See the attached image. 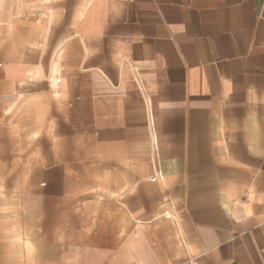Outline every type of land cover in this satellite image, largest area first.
<instances>
[{"label":"crops","instance_id":"crops-1","mask_svg":"<svg viewBox=\"0 0 264 264\" xmlns=\"http://www.w3.org/2000/svg\"><path fill=\"white\" fill-rule=\"evenodd\" d=\"M0 157V264H264V0H0Z\"/></svg>","mask_w":264,"mask_h":264},{"label":"rangeland","instance_id":"rangeland-1","mask_svg":"<svg viewBox=\"0 0 264 264\" xmlns=\"http://www.w3.org/2000/svg\"><path fill=\"white\" fill-rule=\"evenodd\" d=\"M11 169L12 168H6V157H0V216L3 219V223H5V215L3 214H5L6 208L8 207L7 200L11 203L12 198L21 197L19 190L16 188H14V190L12 188H8L11 180L19 181L21 177V174L16 172V168L13 169V174H11ZM11 175H13V179ZM8 209L11 211V206H9ZM25 243L28 242L25 241Z\"/></svg>","mask_w":264,"mask_h":264}]
</instances>
